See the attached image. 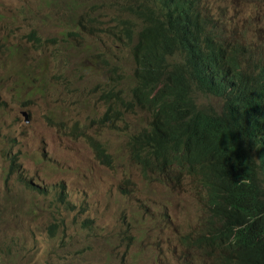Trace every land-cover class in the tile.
Segmentation results:
<instances>
[{"label":"rangeland","instance_id":"obj_1","mask_svg":"<svg viewBox=\"0 0 264 264\" xmlns=\"http://www.w3.org/2000/svg\"><path fill=\"white\" fill-rule=\"evenodd\" d=\"M30 1L0 0L4 17L0 53L16 44L17 54L30 66L44 54L61 51L63 55L55 61L58 68L49 74L54 94L43 90L28 94L24 86L23 95L17 97L10 90L12 72L6 61H0L6 69L0 73V112L6 119L0 127V264H185L187 251L196 257L191 264H203L194 247L177 243L180 232H207L216 225L199 190L187 186L182 201L179 193L171 200L172 221L160 212L147 216L139 205L141 196L167 199L163 182L146 177L140 166L124 159L126 125L147 122L151 111L138 102L141 112L108 125L102 121L110 100L107 88L130 99L131 74L112 81L106 70L131 73L134 41L117 32L123 38L121 46L115 43L118 36L102 30L103 21L121 11L118 3L122 0H98L107 8L104 20L103 15L93 13L96 8L85 6L86 0H77L76 7L69 0H49L35 11L36 17L24 10L19 20L9 23ZM202 8L219 24L225 23L229 36H259L261 57L264 0H203ZM83 14L87 17L82 18ZM83 20L102 22L83 26L86 32L80 35L83 32L76 28ZM17 54L9 46L3 55L16 73L12 84L16 92L31 71ZM53 61L44 58L37 69L44 80ZM34 76L30 75V81ZM202 100L221 105L207 97ZM23 107L28 108V122L23 120ZM56 117L59 120L53 127ZM83 129L116 155L119 164L114 169L95 159L83 139ZM29 181L41 190L29 188Z\"/></svg>","mask_w":264,"mask_h":264},{"label":"trees","instance_id":"obj_2","mask_svg":"<svg viewBox=\"0 0 264 264\" xmlns=\"http://www.w3.org/2000/svg\"><path fill=\"white\" fill-rule=\"evenodd\" d=\"M118 6L117 14L125 15L119 29L124 26L128 38L130 22L139 19L141 25L131 73L106 70L112 81L131 74L130 99L107 88L105 117L112 123L123 120L141 112L134 98L144 102L152 116L141 126L159 145L156 157L176 167L162 173L167 199L141 196V209L147 216L160 212L172 221L171 200L178 193L181 200L191 186L208 201L217 223L208 232H180L177 243L194 247L203 264H264V53L259 56L257 36L227 35L224 25L202 8L203 0H122ZM83 21L85 27L99 24ZM157 40L166 56L141 69L140 62L152 56L150 43ZM116 42L124 46L123 38L116 37ZM194 97L216 99L221 105L202 100L197 108ZM167 100L174 106L166 107ZM27 186L41 190L30 181ZM194 258L183 253L185 264Z\"/></svg>","mask_w":264,"mask_h":264},{"label":"clouds","instance_id":"obj_3","mask_svg":"<svg viewBox=\"0 0 264 264\" xmlns=\"http://www.w3.org/2000/svg\"><path fill=\"white\" fill-rule=\"evenodd\" d=\"M48 1L49 0H47L45 2L39 1V0H35V1L33 0V1L28 2L27 5L21 7V10H18L17 13L15 15H13L15 17L11 18L9 20V23L10 22H16L17 20H19V18L22 16V14H23L22 12L24 10L26 11L25 13L31 14L33 17H36L35 11L37 9H39L40 5L45 4ZM35 2L38 5L36 7H32V4L35 3ZM69 2H70V4L72 6L76 7L77 0H69ZM85 6L87 8H90V7L96 8V10H94L93 13H98V14L103 15V20H104V16L107 14V8L105 6L99 5L98 4V0H86ZM124 17H125L124 14H116V15L109 16L106 20L103 21V25H104V28L102 29L103 33L108 35V36L116 35V36L120 37L118 35V33H117V32H120L125 37H127V35H125V33L123 31L124 26L121 29H119L123 25L122 22L125 21ZM3 19H4V17H2L1 14H0V22ZM98 21L102 22L101 20H98ZM216 21H217V19H216ZM130 23H131L130 24L131 28L133 26L137 27L136 31H133V29H132V38L130 39V38L127 37V39H129L130 41H134L131 44V46H130L131 56H132V58H134L133 57V53H132V49H133L134 44L137 41V32L140 29L141 21L139 19H137V20H134L133 22H130ZM217 23H218V21H217ZM219 25H225V23H222V24H219ZM83 26H84V23L80 22L79 25L77 26L76 30L79 31V32H83V30H82ZM133 33H135V34H133ZM243 36H244V34H241L238 37L242 38ZM258 41H259V36H257V44H260V42H258ZM9 46H13L15 48L16 54H17V48H16L17 46H16V44H9V45L6 46L5 50H3L0 53V61L1 60L6 61L7 64H8V66H7L8 69L12 72L13 81L10 84L11 85L10 90L17 97H21L23 95L22 88L24 86H26L28 88V90H29L28 94H30L32 91H37V90H43V91H45L48 94H54L53 84L50 82L49 74L52 71H54L55 69L58 68L56 66V64H55V61L58 59V57L63 55V53L60 51V52L54 53L52 55L44 54V55H42L40 57L38 63L33 65V66H30L29 64H25L21 60L20 56L17 54L19 59H20V61H21V63L23 65L29 66L31 68V71H30V73H28L26 75V79L21 81V85H20L19 91L16 92V91H14L12 89V84L17 80V77L15 76L16 73H15L13 67L10 66L8 60L5 59L4 56H3L5 51H6V49ZM149 48L152 50V56L149 57L148 59H146L145 61L140 62L141 65H142L141 69H145L147 66H149V65H151V64H153L155 62H160L161 63L162 59L167 54V51L162 49V43L159 40L151 42L150 45H149ZM44 58H49L50 60H54L53 61L54 64L51 67V69H49V71L45 72V74L47 75V80H44L41 77L42 76V72L37 70L40 66H42V60ZM159 69L161 70L160 66H159ZM5 70L6 69L0 64V73L5 72ZM32 73L35 74L33 82L30 81V75ZM140 74L141 75H145L146 76V80H149L151 78V77H149V74H144V73H140ZM29 85H37L38 88L32 89V88L29 87ZM214 100H216V99H214ZM193 101H194V103H195L197 108H200L203 105V101L199 97H194ZM133 102H135L136 104L140 105L138 103L140 101L139 100H135V98H134ZM140 103H144V102H140ZM156 104H157V100L154 99L155 108H157ZM169 105L174 106L171 102H169V100H167L165 102V106L168 107ZM27 109H28L27 107H23V109L21 110V114H22L23 120L25 122L29 121L28 113L26 111ZM58 120H59L58 117H56L54 119L53 127L57 126ZM102 121H103L104 124L108 125L109 121L106 119L105 115H104ZM5 123H6L5 115H4V113L0 112V127H3L4 125H6ZM141 124H143V123H133L131 126L130 125H126V127L128 128V131L125 133L124 139H123V150L125 152L124 159L129 161L130 164H133V165H136V166H140L143 169V173L145 174L146 177H149L150 179L151 178H158L159 181L163 182L162 181V177H163L162 173L163 174L171 173V171L173 169H175L176 167H173L171 165V163H169L168 161L159 160L156 157V150H157L159 145L156 142V139L154 138V136L149 131H146L143 128V126H141ZM83 139L91 147V150H92V152L94 154L95 159L100 164H102L105 167L112 168V169H114L119 164V159L116 158V155L113 152L108 150L106 144L101 139L96 138L95 136L90 134L85 129H83ZM10 156H12V155H10ZM164 169H167V171H165V173L163 172ZM210 215H211V211H210Z\"/></svg>","mask_w":264,"mask_h":264}]
</instances>
